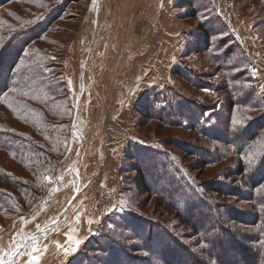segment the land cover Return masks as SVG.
<instances>
[{"label": "rangeland", "instance_id": "1", "mask_svg": "<svg viewBox=\"0 0 264 264\" xmlns=\"http://www.w3.org/2000/svg\"><path fill=\"white\" fill-rule=\"evenodd\" d=\"M44 1L45 7L41 8L30 1V5L23 6L25 10L17 2L7 7L38 23L51 8L59 10L65 4L66 8L60 9L66 13L64 19L57 23L59 29L49 34L51 43L46 44L49 56L44 60L50 69L40 70L59 75L58 80H64L69 89L65 101L71 105L72 145L58 171L47 177V193L28 204L25 211L0 213V264H15L21 256L28 258L33 248L45 251L54 244L59 254L44 253L41 264H101L105 261L102 257H107V264H141L133 260L134 256L142 258L147 253L142 249L134 252L133 247L148 234L154 236L155 251L179 244L181 262H189L183 247L202 253L194 244L197 238L171 210L158 207L155 196L137 194L134 163L125 160L124 154L130 141L146 147L153 155L149 166L152 184L164 198L168 202V198L174 199L183 214L211 213V208L202 203L205 197L201 185L212 180L222 183L228 169L237 166L238 157L231 147L248 139L251 131L261 130L258 124L264 122V0H190L191 7L184 8L178 7L176 0L175 8L167 12L156 10L159 0ZM190 8H195L196 15L188 11ZM126 13L133 16L127 25L129 36L153 44L149 49L145 43L135 50L125 49L109 66L113 39ZM11 16L5 15L17 25L19 20ZM202 21L214 27L205 35L211 40L210 46L197 51L200 39H204L197 28ZM1 29L7 30V26ZM168 29L173 49L158 51L155 47L165 41ZM26 38L29 36L22 40ZM36 44L43 46H33L38 47ZM151 53H155L157 65L149 64ZM175 67L186 69V76L174 74ZM69 78L72 85L77 80L74 90ZM147 91H151L149 100L157 111L152 112L154 118L143 121L136 108ZM0 123L18 130L28 128L1 107ZM256 144L261 147L254 154L249 152V169L260 151L264 152V140ZM178 147L190 154L183 155ZM216 149L227 159L200 169L197 162L212 157ZM4 154L0 151L2 164ZM13 165L17 166L8 162V167ZM171 193H176V198ZM245 193L250 196L248 191ZM233 200L231 197L220 202ZM236 205L255 211L252 202ZM245 219L253 220L249 215ZM133 220L150 222L153 227L161 224L162 231L171 235L158 233L156 227L132 235ZM236 228L245 235L258 230L252 225ZM78 234L83 238L77 245L73 240ZM220 239L229 242L225 236ZM120 242L128 251L119 248ZM227 244L221 245L228 246L227 253L222 248L217 253L223 264H236L240 250ZM79 246L82 248L77 250ZM85 246L86 251L79 256ZM67 249L72 252L66 253Z\"/></svg>", "mask_w": 264, "mask_h": 264}, {"label": "trees", "instance_id": "2", "mask_svg": "<svg viewBox=\"0 0 264 264\" xmlns=\"http://www.w3.org/2000/svg\"><path fill=\"white\" fill-rule=\"evenodd\" d=\"M29 1L35 3L34 5L38 8L45 7L44 0H0V9H2L0 15V107L2 110L13 113L16 119L22 121L25 128L28 127L18 130L0 123V151L5 153L4 163H0V213L8 212V210L25 211L28 204L47 193L50 188L47 177L58 171L72 145L74 127L69 114L71 105L69 101L68 103L65 101L69 99V89L64 80H58L60 79L59 75L57 77L51 73L46 74L44 71L42 73L40 70L45 67L50 69V65H47L44 60L49 56L46 44L51 43L49 34L59 29L57 23L64 19L66 14L60 9L66 7L65 4H61L59 10L51 8L38 23L33 22L35 18L25 19L24 15L20 16L21 12L7 7L10 3L17 2L25 10L26 8L23 6L30 5ZM177 6L191 7L190 0H178ZM188 11L196 15L195 8H190ZM5 15L16 17L19 20L18 24L12 25V20L8 21ZM32 23L34 24L32 25ZM3 25L7 26V30L1 29ZM213 27V25H206L204 21L200 22L197 28L204 39H200L201 46H198L197 51H201L204 46H210L209 41L211 40L205 35ZM190 33L192 34L193 31ZM25 36H29V38L22 40ZM34 43L43 46L40 47L36 44L38 47H34ZM173 73L183 77L186 76V69L175 67ZM150 92L147 91L142 95L136 108L142 115V120L154 118L155 114L153 115L152 112L157 111V108L152 106L151 100H149ZM168 103L171 107V102ZM190 110L192 109L189 108L188 112ZM258 125L261 130L251 131L248 139L231 147L235 152L234 156L238 157V161L235 169H228L227 178L225 177L222 183L212 180L201 185L205 197L202 203L211 208V213L202 211L198 213V216L183 214L181 205H176L174 199L168 198V202L164 198V195L152 184L149 166L153 155H150L146 151V147L139 143L133 141L128 143L124 156L125 160L134 163L132 167L136 174L134 185L137 194L153 195L156 197L158 207L171 210L180 224L190 227L193 235L197 238L194 244L202 252L197 254L189 248L183 247L185 257L189 259V262L182 263L180 252L182 248L179 244L168 245L166 249L163 247V250L155 251L153 248L154 236L148 234L144 240L141 236L140 243L133 247L134 252L142 249L147 255L143 256L144 258L134 256L133 260L138 263L142 262L141 264H155L152 261H160L163 264H223V260L217 252L219 248H222V252L227 253L228 246L227 248L222 246L229 243L231 248L233 246L236 250H240L238 257L240 263L264 264V152L260 151V154L254 159L256 162H253L252 168L249 169L247 166L250 159L249 152L254 154L259 151L261 146H258L256 142L260 143L264 140V122ZM181 153L183 155L190 154L182 149ZM222 157L223 154L217 150L212 157L207 160H199L197 163L200 169H204L211 164L227 159L226 156L223 159ZM10 161L20 169H16L15 165L13 168L8 167ZM176 185L178 186V184ZM247 191L250 194L249 197L245 193ZM173 194L171 193L176 198V193ZM177 195L180 196L179 193ZM231 197L234 199L232 202H220ZM241 201L252 202L255 211L239 208L236 203ZM247 215L251 216L253 220L247 221L245 219ZM237 225H252L256 226L258 230L245 235V232L237 230ZM155 227L158 233L162 232L167 237L171 235L169 232L162 231L161 224L153 227L150 222L133 220L130 223L132 235H142L144 232H149L150 228ZM158 236L160 235L158 234ZM222 236H225L229 242L220 239ZM238 237L241 241L238 240ZM215 241L217 244H214ZM120 245L119 248L127 250L122 242ZM87 247L85 246L79 256L86 251ZM121 253L127 252L122 251ZM102 259H105L103 263L107 264V257H102ZM238 260L235 261L236 264H238ZM73 263L72 261L71 264Z\"/></svg>", "mask_w": 264, "mask_h": 264}, {"label": "crops", "instance_id": "3", "mask_svg": "<svg viewBox=\"0 0 264 264\" xmlns=\"http://www.w3.org/2000/svg\"><path fill=\"white\" fill-rule=\"evenodd\" d=\"M153 1H155V0H150V3H153ZM175 2H176V0H168V1L167 0H159V2L157 1L158 7H157L156 10H159V11L161 10V11H165V12H167L166 10L172 11V8H175L174 7L175 6L174 5ZM167 4L170 7L166 6ZM151 7H152V5H150V8ZM167 7H168V9H167ZM121 19H123V22H122L123 25H121V27L119 28V30H117V32L115 33L116 38L113 39L114 45L112 47V50L114 51L113 58H110V59L107 60V63H108L109 66L115 64V61H118V59H119L118 57H119L121 51H124L125 49L135 50L137 48V46H140L141 45L143 47V45H144L143 43L148 44V49H149L150 45L153 44V42L151 43L150 41L145 40L143 38L142 39L144 41L142 39L138 40V39L135 38V35L134 36L133 35L132 36H129V33L128 32L130 30H129V28H127V25L129 23V20H133L132 13H129V14L126 13V15H122V18ZM97 24H98V22L96 23V25ZM126 33L129 36V38H127ZM169 33H170V31L168 29L167 32H166V34H165V38H164L165 41L162 42L161 46L155 47V49H157L158 51H165V50L168 51V50H172L173 49L172 43L169 41L170 40V38H169L170 34ZM151 55L153 56V58L150 57ZM151 55H148L149 64H155V65H157V62L156 63L154 62V60L156 59L155 53H153V54L151 53ZM154 55H155V57H154ZM166 59L168 60V56H167ZM169 60H172V57H169ZM163 65H166V62H163ZM79 80L80 79H78V81ZM72 82H73L72 78H69V85H70V88L71 89H73L75 87V85L77 83V80L74 83L75 85H72ZM149 82H151V78L149 79ZM77 237L78 238H75L74 237L75 239L73 241H76V242L79 241L78 244H80L79 238H83V236H80V234H78ZM56 247L57 246L54 244V246H52V248L47 249V250L45 249V251H42L41 249H39V247H35V248H33L32 252H30L31 254L29 256H27L28 258H26V257L24 258L23 256H21L19 262L15 263V264H41L40 258L42 256H44V253L49 254V255L50 254L52 255V254H56L58 252V254H59V251H57V249L59 247L55 250ZM80 248H82V247H80V246L77 247V250H79ZM71 252L72 251H69V249H67V252L66 253H71ZM51 264H57V263H55L54 261H52Z\"/></svg>", "mask_w": 264, "mask_h": 264}, {"label": "water", "instance_id": "4", "mask_svg": "<svg viewBox=\"0 0 264 264\" xmlns=\"http://www.w3.org/2000/svg\"><path fill=\"white\" fill-rule=\"evenodd\" d=\"M98 18H99V14H98V11H97V14H96V23L98 22ZM76 196V195H75ZM75 196L71 199V201H73V199L75 198ZM41 232V230H39V231H37L36 233H34V234H32L28 239H27V241H25V243L23 244V245H21L19 248H18V250H17V252L16 253H19L21 250H22V248L24 247V245L34 236V235H36L37 233H40Z\"/></svg>", "mask_w": 264, "mask_h": 264}, {"label": "snow or ice", "instance_id": "5", "mask_svg": "<svg viewBox=\"0 0 264 264\" xmlns=\"http://www.w3.org/2000/svg\"><path fill=\"white\" fill-rule=\"evenodd\" d=\"M77 244L79 243V241L76 242Z\"/></svg>", "mask_w": 264, "mask_h": 264}]
</instances>
